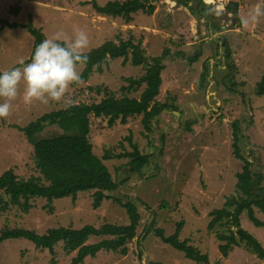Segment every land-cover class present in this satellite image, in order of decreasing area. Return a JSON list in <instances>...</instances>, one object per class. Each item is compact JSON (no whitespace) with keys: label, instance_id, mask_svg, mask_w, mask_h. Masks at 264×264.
<instances>
[{"label":"rangeland","instance_id":"obj_1","mask_svg":"<svg viewBox=\"0 0 264 264\" xmlns=\"http://www.w3.org/2000/svg\"><path fill=\"white\" fill-rule=\"evenodd\" d=\"M96 1L105 6L110 1L127 0ZM230 2L237 3L236 13L227 9ZM152 3L156 8L151 15L139 11L127 21L99 14L92 0H0L2 71L22 67L21 61L25 65L31 62L35 38L23 27L29 19L46 38L57 32L74 38L77 31L83 30L89 37L85 52L107 41L119 43L133 37L134 44H142L146 57L161 56L165 49L170 50L164 61L160 93L151 105L157 101L172 106L153 119L151 131L142 123V116L130 117L127 124L118 121L115 127H109L104 118L92 116L95 154L102 157L111 147H115V154L132 152L135 145L141 154L149 155V163L141 171H134L128 156L107 160L119 187L111 192L114 197L99 208L93 205V192L80 193L75 202L72 198L55 201L53 212L44 208L45 199L33 200L34 206L28 213L12 205L0 216V236L7 228L35 230L43 235L60 227L124 225L129 216L119 200L134 201L142 216L139 236L156 216L158 226L167 235L174 234L178 224L183 223L182 239H189L213 263L264 264L246 242L225 257L216 232L208 229L210 212L224 207L226 198L238 193V173L243 171L245 162L235 153V141L241 146V154L243 151L252 162L253 174L264 178V96L256 92L264 75V16L255 22L251 19L257 6L264 9V0H188L192 9L180 0ZM17 5L22 12L12 16L13 6ZM242 17L249 19L247 26L242 24ZM10 23L21 25L12 29ZM132 51L129 50L126 61L108 58L102 72L94 71L89 79L72 85L68 92L82 89L83 101L99 102L105 95L94 93L89 87L101 85L113 90L116 97L139 98L146 85L126 94L121 90L123 85H129L128 78L138 79L146 70L147 65L132 64ZM199 52L197 60H189ZM84 69L86 64L79 67L80 75ZM205 69L208 74L203 80ZM25 86L22 82L11 115L0 119V175L13 168L20 178L28 179L39 175L34 148L12 125L26 126L47 111L65 106L68 97L60 102L28 104L23 99ZM235 124L240 127L238 133ZM50 128L63 132L55 124L47 129ZM253 208L261 224L245 212L241 215L242 228L264 247V212L260 207ZM223 229L217 227L218 232ZM100 240L92 237L88 243ZM138 240L136 237L130 242L127 256L103 250L95 257H86L82 264H197L153 233H145ZM77 256L78 250L70 253L63 241L53 251L39 249L25 238L0 243V264H72Z\"/></svg>","mask_w":264,"mask_h":264},{"label":"trees","instance_id":"obj_2","mask_svg":"<svg viewBox=\"0 0 264 264\" xmlns=\"http://www.w3.org/2000/svg\"><path fill=\"white\" fill-rule=\"evenodd\" d=\"M96 11L105 16L122 17L127 21L133 19V14L144 11L152 14L156 5L152 2L156 0H127L110 1L105 6H100L96 0H92ZM190 8L188 0L185 2ZM20 5L13 6L11 12L14 16L20 14ZM193 6L190 8L192 9ZM227 9L237 12V3H229ZM194 12V11H193ZM19 23H10L8 26L12 29L19 27ZM35 38V46L29 61L32 60L36 47L46 39L42 29L37 28L33 20L23 25ZM5 29L4 27L1 28ZM134 38L128 41H107L100 47H96L89 52L86 69L81 74V80L89 79L94 71L102 72L103 64L110 59L125 58L128 59L129 50L133 49L132 64L135 66H146V70L138 79L128 78L129 85L122 86L123 93L138 91L143 85H146L139 98L124 95L121 98L115 96L113 90L105 86L96 85L89 87V90L104 94L105 97L99 102L88 103L82 100V89H75L68 92L65 106L54 108L47 111L35 121H30L26 126H17L18 131L22 132L24 138L30 142L34 148V159L39 175L31 176L28 179L20 178L13 168L6 169L0 175V216L6 212L12 205L18 206L23 212L28 213L33 208V200L45 199L47 205L45 209L54 211L53 203L55 201L72 198L75 202L80 193L93 192V205L99 208L105 200H109L119 184L114 181L111 171L106 161L113 158L130 157L132 160L128 163L134 171H141L149 163V155H143L138 147L134 145L132 152L115 154V147L105 150L102 157L94 152V144L91 140V118H104L109 127H115L118 121L127 124L130 117L142 116V123L151 131L152 121L159 116L164 109L172 108L171 105L155 101L160 93L163 83V71L165 69L164 61L169 57V49H165L161 56L146 57L142 44H134ZM179 52L182 57L184 54ZM146 54V53H145ZM200 52L189 57V60H197ZM187 58V57H185ZM0 72L2 70L0 69ZM208 74L204 70L203 80ZM78 91V92H77ZM257 94L264 96V75L257 84ZM58 125L63 132L59 133L52 127ZM235 132L238 133L240 127L235 124ZM53 132L49 134L48 132ZM49 134V135H48ZM130 142L131 136L127 137ZM236 155L244 160L243 171L238 173L239 182L237 184V195L228 196L224 207L214 209L210 212L212 220L208 225L211 232H216L220 251L225 257H228L235 247L246 242L253 254L259 259L264 260V247L261 242L251 233L242 228L241 215L247 212L251 220L258 225L261 224L255 217L254 206L260 207L264 212V187L262 175L253 174L252 162L241 154V146L238 141L234 144ZM117 201L118 199L115 198ZM129 216V222L124 225L115 223H106L102 226L85 225L77 229L74 227H60L50 229L47 233L40 235L35 230L14 228L4 230L0 236V243L7 240L25 238L34 243L42 250L53 251L55 246L64 242L65 248L71 253L78 250V256L72 264H82L86 257H95L101 251L119 253L127 256L130 249L129 244L134 238L139 237L142 240L145 233H153L157 238H161L165 244L173 246L175 249L183 252L187 258L197 264H216L213 263L208 254L202 253L195 245L190 243L189 239H182L183 223L178 224V228L172 235H167L165 230L158 226L156 216L152 220L145 232L138 235V228L141 225L142 216L134 201L123 203L119 200ZM223 227L222 231H217V227ZM92 237L101 239L97 243L89 244ZM142 253L140 252V256ZM152 264H165L163 262H154Z\"/></svg>","mask_w":264,"mask_h":264},{"label":"clouds","instance_id":"obj_3","mask_svg":"<svg viewBox=\"0 0 264 264\" xmlns=\"http://www.w3.org/2000/svg\"><path fill=\"white\" fill-rule=\"evenodd\" d=\"M264 16V9L257 6L251 14L253 22ZM242 24L247 26L249 19L242 17ZM89 46V37L83 30L77 31L75 37L57 32L51 38L44 39L35 49L30 63L0 72V119L11 115L13 102L23 90L25 103L34 101L48 103L49 100L60 102L70 87L79 84L80 66L88 62L85 50Z\"/></svg>","mask_w":264,"mask_h":264},{"label":"bare ground","instance_id":"obj_4","mask_svg":"<svg viewBox=\"0 0 264 264\" xmlns=\"http://www.w3.org/2000/svg\"><path fill=\"white\" fill-rule=\"evenodd\" d=\"M212 1L214 2L215 0H208V2H212ZM216 1H217V0H216ZM220 1H222V0H220Z\"/></svg>","mask_w":264,"mask_h":264},{"label":"crops","instance_id":"obj_5","mask_svg":"<svg viewBox=\"0 0 264 264\" xmlns=\"http://www.w3.org/2000/svg\"><path fill=\"white\" fill-rule=\"evenodd\" d=\"M21 12H22V11H21ZM21 12H20V13H21ZM198 13H200V12H198ZM15 17H16V16H15ZM203 72H204V71H203Z\"/></svg>","mask_w":264,"mask_h":264}]
</instances>
